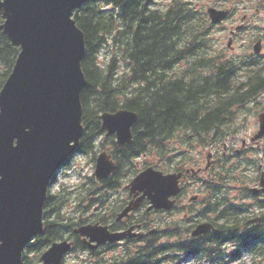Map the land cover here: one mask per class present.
<instances>
[{
  "label": "trees",
  "instance_id": "trees-1",
  "mask_svg": "<svg viewBox=\"0 0 264 264\" xmlns=\"http://www.w3.org/2000/svg\"><path fill=\"white\" fill-rule=\"evenodd\" d=\"M161 5L158 0H89L73 12L85 43L81 62L86 80L81 92L84 133L78 153L94 155L98 144L113 156L117 168L106 180L96 182L89 177L88 182H80L77 192L64 185L58 191L49 190L43 212L44 231L25 247L21 264H39L41 253L66 236L74 241L73 251H84L86 247L72 233L73 228L92 222L111 221L113 230L120 225L114 219L126 204V191L120 198L109 193L120 190L124 181L128 183L140 171L134 159L152 154L159 160L157 169L179 171L188 165V150L193 144L222 149L228 140L234 141L238 113L262 96L264 59L249 57L251 61H245L211 54L212 27L204 10L186 0ZM18 52L0 34V89ZM120 109L138 116L132 129L133 142L122 148L116 146L114 136H104L99 120L101 113ZM177 142L186 152L178 149ZM173 149L176 155H172ZM230 151L233 153V148ZM241 156L219 155L210 178L202 182L206 192L203 210L214 216L208 221L218 231L186 239L192 227L185 221H160L156 228L157 256L170 248L198 254L200 246L244 243L257 234L264 238V221L240 228L248 206L234 204L228 197L230 184L245 181L240 178L246 177L242 169L259 167L255 160ZM245 191L242 198L251 195L249 189ZM93 207L101 210L89 216ZM171 238L178 240L170 245ZM183 239L186 241H180ZM113 247L90 251L85 264H102L100 255ZM152 253L151 245L138 246L136 252L127 254L126 263H121L120 255L109 264H150ZM160 262L156 260V264Z\"/></svg>",
  "mask_w": 264,
  "mask_h": 264
},
{
  "label": "water",
  "instance_id": "water-1",
  "mask_svg": "<svg viewBox=\"0 0 264 264\" xmlns=\"http://www.w3.org/2000/svg\"><path fill=\"white\" fill-rule=\"evenodd\" d=\"M87 1L0 0V32L20 50L0 91V264H21L24 248L43 233L47 190L83 135L80 96L86 84L81 70L85 46L72 15ZM207 13L213 24L227 16L226 11L214 8ZM254 52H260L259 42ZM137 118L124 109L99 117L102 130L115 135L118 146L131 144ZM258 121L251 142L264 137V112ZM115 168L103 151L96 159L94 175L102 180ZM180 177L181 173L163 174L153 167L140 172L128 186L134 199L117 220L139 207L144 198L150 202L149 209H171L170 198L179 193ZM260 185L262 189L256 192H264V173ZM209 229L208 224H201L193 235ZM75 233L90 247L92 242L119 241L125 234L110 233L99 225L82 226ZM71 245L53 243L41 255L42 264H61Z\"/></svg>",
  "mask_w": 264,
  "mask_h": 264
},
{
  "label": "rangeland",
  "instance_id": "rangeland-1",
  "mask_svg": "<svg viewBox=\"0 0 264 264\" xmlns=\"http://www.w3.org/2000/svg\"><path fill=\"white\" fill-rule=\"evenodd\" d=\"M161 4L169 3L170 0H158ZM196 3L197 7L205 10L208 6L212 5L214 1L212 0H189ZM250 3L253 4L250 8L246 10L248 7V0H219L217 3L221 8H229L233 11V14L229 19H227L224 23L219 26L213 28L211 30V54L213 55H222L226 58H233L236 60H245L251 61L249 57H252V48L257 40V38L261 37L263 40V50L261 51V57L259 61L264 59V0H250ZM259 9V11L256 10ZM247 15V21L244 23L243 31L234 36L233 41L230 44V48L227 47V43L230 36V27L236 26L240 24L241 17L243 15ZM262 96L258 98L257 103L255 104H247V109L243 112H239L236 120H235V130L237 131L234 136V141L228 140L226 142V148H234L236 150H241V142L246 140L248 142V146L242 152H240L241 157H245L248 160H255L256 163L260 166L258 168H252L251 166L245 169H242L246 177L253 173H259L260 171H264V139H261L259 142L252 144L249 142L250 138L258 129V114L264 111V91L262 92ZM177 147L181 152H186V148L179 145L177 142ZM209 151L222 150L220 147H210L207 149L201 148L198 144H193L188 157L190 161L188 165H192V162L202 157L201 165L205 154ZM101 152V148H96V154ZM176 151L173 149L172 155H176ZM133 164L137 170L144 168L145 166L152 165L157 167L160 163L157 158H155L152 154L142 155L137 159L133 160ZM94 172V161L92 155H81L78 154L72 158L70 161V166L66 169H63L59 174V177L56 179V184L52 187V190H56L59 184L66 185L72 192L78 191V185L80 182H88L86 178L89 176H93ZM170 172V170H169ZM206 174H201L200 179H205ZM185 190L188 191L186 194V198L184 201H180L179 207L182 205L186 206L185 212L190 213L191 217L200 219L199 214H196V211L199 207L202 206V203H196L193 201H189L188 198L192 195H202L205 190L202 188V183L200 181L188 178L184 180ZM243 186L253 187L255 183L249 182L247 180L243 181ZM127 181H124L122 187L125 186ZM229 195L238 194L242 191L241 184L234 182L230 184ZM122 194V190H118L112 195V197L120 198ZM260 197L259 199H262ZM238 201H236L237 203ZM248 204L254 202V200L248 199L245 201ZM107 209V208H105ZM94 212L91 211L88 214L92 215ZM184 215L183 212L176 210L172 213H154L152 214V219L158 222L159 220H179ZM208 217H213V215H207ZM251 218V217H250ZM117 251H121L116 249ZM113 252H109L103 256V259L109 260L113 256ZM77 255L84 259L87 254H69L64 259V264H81V259L77 257ZM117 255V254H116ZM264 263V258L262 260L255 259L251 260L250 254L247 252H243L242 259L237 264H259V262ZM107 264L106 261H102Z\"/></svg>",
  "mask_w": 264,
  "mask_h": 264
},
{
  "label": "flooded vegetation",
  "instance_id": "flooded-vegetation-1",
  "mask_svg": "<svg viewBox=\"0 0 264 264\" xmlns=\"http://www.w3.org/2000/svg\"><path fill=\"white\" fill-rule=\"evenodd\" d=\"M253 4L250 3V0H248V7L246 8V10L248 8H250ZM229 10V9H228ZM257 11H259L258 8H256ZM231 13L233 14V11L230 10ZM242 17H245V20L247 21V15H243ZM246 23V22H245ZM233 26L230 27V29L232 28ZM237 35V34H236ZM235 35V36H236ZM263 41V40H262ZM263 43V42H262ZM212 157V155H211ZM210 157V159H211ZM210 159L208 158H205L202 162L203 166L205 165V163H207V161ZM201 169V168H200ZM204 173V174H207L208 172L207 171H201V174ZM198 176V175H197ZM186 194L178 199H176L177 203L180 201H184L185 198H186ZM264 197V195H263ZM132 198L131 195H129L128 193V198H127V201H129L130 199ZM197 199L199 198V196H193L192 197V200L194 199ZM196 200V201H197ZM200 200V198H199ZM147 201H145L142 205V207L140 209H138L137 211H134V212H131L127 217H125L124 219L121 220V232H125L126 235H133V228H135L136 230H140L143 235L142 237H126L124 239L121 240V243L117 244V249L121 250V263L123 261V263H126L125 262V259H126V256L128 253L130 252H136V247L140 246V245H151L152 246V251H153V259L152 261L150 262V264H156V251H157V246H156V241H157V237H156V232L154 233V231H152L150 228H149V223L147 221V218L153 220L152 218H150L152 215V213L150 212H147L146 209H147ZM186 209V206L182 205L181 207H179V211H184ZM144 214L145 216V219L143 222H139V216L141 214ZM260 211L258 210L257 211V214L255 215L256 217H259L261 218V221H264V216L262 214H259ZM264 224V223H263ZM137 225H140V228L137 227ZM152 236L150 239L148 236ZM258 241V239L256 238V235L250 237V239L248 240V243L246 244L245 246V250L248 252H257V244L256 242ZM204 240H200V243H203ZM231 244L229 245H224L223 247L221 246H218L217 248H215V251L217 252H220V251H224L226 250L228 247H230ZM206 246H202V249L200 250V255H198V259L202 262V264H221V263H215L217 261V258L216 256L212 255V256H209L206 252ZM190 258H194V257H185V259L183 260V264H188V261ZM179 261V260H178ZM177 261V262H178ZM182 261V259H181ZM180 261V262H181ZM175 262H169L167 264H174ZM130 264V263H128ZM146 264V262L144 263ZM182 264V262H181Z\"/></svg>",
  "mask_w": 264,
  "mask_h": 264
}]
</instances>
